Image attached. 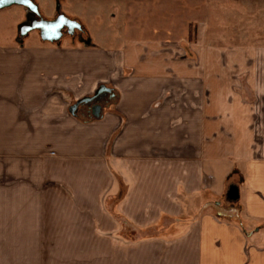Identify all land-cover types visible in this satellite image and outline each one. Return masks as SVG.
I'll list each match as a JSON object with an SVG mask.
<instances>
[{"label": "crops", "instance_id": "crops-1", "mask_svg": "<svg viewBox=\"0 0 264 264\" xmlns=\"http://www.w3.org/2000/svg\"><path fill=\"white\" fill-rule=\"evenodd\" d=\"M31 1L0 14L83 29L0 45V264H264V0ZM58 1L137 32L92 45ZM233 185L241 222L214 208Z\"/></svg>", "mask_w": 264, "mask_h": 264}, {"label": "rangeland", "instance_id": "rangeland-1", "mask_svg": "<svg viewBox=\"0 0 264 264\" xmlns=\"http://www.w3.org/2000/svg\"><path fill=\"white\" fill-rule=\"evenodd\" d=\"M68 7H72L73 9H75V11L73 12L74 14H72V11L71 13L67 12L70 9H68ZM104 7L105 8L102 7L97 10H89L87 6H69L68 4L61 1H58L57 4L54 5L55 9L61 10L68 15H73L82 22V24L88 31L87 42L91 43L92 45L114 47L117 45L116 42L119 37L121 38L125 36H131L137 32L136 30L120 28L122 13L116 6L108 5L107 7ZM142 12L143 13H141L140 15H144L148 12L147 14L150 16V10L146 11V7ZM128 16L132 17L131 19L135 18V16H133L132 14H129ZM30 25L31 24H29L28 20L22 21L21 15L17 18L16 16H10L8 13L4 15L0 14V45H6L11 41H20V37L23 39L24 36L30 33L31 38H36L37 41L40 40L41 38L38 32L33 28L29 29ZM77 34H79V31L76 32L75 35ZM84 35H86V32ZM24 43L29 44V41L26 40ZM218 201H220V204L223 207V209H218L222 213H224V215H222L223 217H233L232 219L241 222L239 215L236 214L234 216L232 211L233 209H235V212L239 210L240 203L229 202L225 195L219 197Z\"/></svg>", "mask_w": 264, "mask_h": 264}, {"label": "water", "instance_id": "water-1", "mask_svg": "<svg viewBox=\"0 0 264 264\" xmlns=\"http://www.w3.org/2000/svg\"><path fill=\"white\" fill-rule=\"evenodd\" d=\"M19 3L22 5L27 6L28 8H30L33 12H38V8L37 6L31 1V0H0V8L9 5L10 3ZM69 20L68 22H70V24L80 27L81 25L79 23H76V21H71L68 18L65 17H60L56 20H50V21H40V22H34L30 25L29 29L31 28H36V29H40L42 36L44 39H58L59 38V34L57 36H53V32L55 33V30H59L62 25L60 24V20ZM104 92H110L113 94L112 89L105 86V85H101L98 90L95 92L94 95L92 96H86L80 100H78L76 103H74L71 107H70V111L72 112V114H77L78 111V107L81 104L84 103H91L95 100L96 97H98L100 94L104 93ZM94 116L95 117H100L101 116V112L103 109V106L100 104H95L94 107ZM227 200L231 201V202H235L239 199V188L237 186H231L230 189L227 192L226 195Z\"/></svg>", "mask_w": 264, "mask_h": 264}, {"label": "trees", "instance_id": "trees-1", "mask_svg": "<svg viewBox=\"0 0 264 264\" xmlns=\"http://www.w3.org/2000/svg\"><path fill=\"white\" fill-rule=\"evenodd\" d=\"M203 207L204 205H202L201 210ZM214 208L221 215H224V213L218 210V209H223L221 204L214 206ZM232 211H233L234 216L238 214V211L236 212L235 210H232ZM114 214L122 223V228H123L122 233H123L124 238H127V239L138 240V239L148 238V237L160 235L161 233H164V231H166L160 226L159 227H146V228L137 227L136 225L128 222V220L124 216L118 215L115 212Z\"/></svg>", "mask_w": 264, "mask_h": 264}, {"label": "flooded vegetation", "instance_id": "flooded-vegetation-1", "mask_svg": "<svg viewBox=\"0 0 264 264\" xmlns=\"http://www.w3.org/2000/svg\"><path fill=\"white\" fill-rule=\"evenodd\" d=\"M58 18H60V17H58ZM68 21L62 20V19L60 20V24L62 25V27L59 30H55V33L53 32L54 38L58 34H59V38H60L64 34H70V33L74 34L76 31H82L83 28L81 26L80 27L74 26V25L70 24V22H68ZM76 23H78V22H76ZM114 97L115 96L112 95V93L104 92V93L100 94L98 97H96L93 102L81 104L78 107V112H81L83 114L86 113L87 115H94L93 107L95 104H100L102 106L107 105L111 100H113Z\"/></svg>", "mask_w": 264, "mask_h": 264}]
</instances>
